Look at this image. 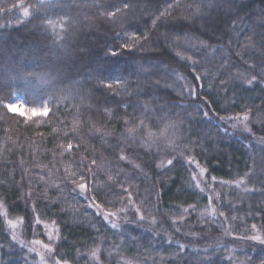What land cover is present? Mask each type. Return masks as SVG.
I'll return each mask as SVG.
<instances>
[{
    "label": "trees",
    "instance_id": "obj_1",
    "mask_svg": "<svg viewBox=\"0 0 264 264\" xmlns=\"http://www.w3.org/2000/svg\"><path fill=\"white\" fill-rule=\"evenodd\" d=\"M207 2L134 0L135 14L111 24L101 16L94 0H58L48 15L55 19L68 12L77 20L75 30L64 41L51 30L40 28L35 17L23 20L19 8L0 14V23L5 25L0 28V98L7 103L18 94L29 107L49 108L48 116L6 113L0 108V182H6L0 183V194L5 199V208L0 210L3 264H42L37 253H29L27 247L12 241L3 215L6 211L8 219L30 220L34 216L33 203L35 214L41 219L49 224L52 220L57 222L60 239L50 242L44 227L35 223L31 228L25 223L18 232L29 247L35 240L53 243L56 252H45L46 264H53L52 257L57 253L69 264H262L264 244L240 237H264V194L245 193L243 185L237 188L221 182L235 181L254 171L247 177L249 186L264 189V144L240 128L232 129L234 121L221 118L235 116L248 106L252 109L253 132L257 137L264 136L262 125L256 122L258 116L264 120V84L248 86L234 81L225 93L219 79L227 80L228 75L220 74L237 73L249 64H256L259 69L264 60V23L259 19L264 2L237 0L235 14L209 10L204 7ZM4 3L10 7L18 0H0V4ZM169 4L173 5L171 16L153 28L154 14ZM190 5H200L202 13L197 14ZM16 17L23 22L16 24ZM218 17L222 22L214 33L201 28L209 20L217 22ZM172 25L184 28L176 31ZM126 32L147 33L149 40L142 41L144 47L136 44L122 48L128 40L123 35ZM248 37L254 41L252 46ZM200 40L219 51L211 53ZM108 49L117 55H109ZM178 52L198 61V71L209 69L210 74L200 82L203 86L197 99V103L205 99L209 102L205 105L206 110H212L208 117L195 107H188L191 100L180 96L183 82L169 75L168 69L175 68L191 79L192 61L182 59ZM141 65L151 75L142 73ZM29 72L47 76L51 85L31 80ZM91 72L102 79L97 81L89 75ZM6 76L16 77L12 89L3 85ZM121 77L128 80L129 91L137 89L139 81L143 92L168 97L185 107L162 108L166 103L162 99L147 110L133 108L131 105L137 100L150 97L129 96L121 89L109 90L105 86L115 85ZM156 80L160 86L152 88ZM88 93L90 98L82 102L81 97ZM52 95L66 99H54ZM122 103L129 107L122 108ZM105 108L112 110L111 116ZM96 128L102 131L97 132ZM225 128L227 134L222 131ZM207 133L211 135L204 138ZM188 136L200 140L191 155L207 168L204 176L198 177L205 188L203 192L194 187L191 176L199 170L172 153L173 149L179 152L183 148ZM69 142L74 145L70 152L59 147ZM121 155L127 158L121 160ZM173 156L174 167L165 163L163 168H156L161 160ZM92 160L96 163L91 164ZM137 164L140 168L135 167ZM72 171L87 174L84 194L73 191L68 179ZM129 188L131 202L124 191ZM29 192L31 196L26 195ZM210 195L217 214L201 219L199 214L208 206ZM189 205L195 207L189 209L186 219L174 222L173 218H178ZM121 208L127 211L111 217V222L119 225L112 228L100 212ZM180 244L185 245L183 251ZM94 248H99L98 260L90 254Z\"/></svg>",
    "mask_w": 264,
    "mask_h": 264
},
{
    "label": "snow or ice",
    "instance_id": "obj_2",
    "mask_svg": "<svg viewBox=\"0 0 264 264\" xmlns=\"http://www.w3.org/2000/svg\"><path fill=\"white\" fill-rule=\"evenodd\" d=\"M264 2V0H262ZM58 4V0H32L30 3H26L25 0H18V3H12L11 6L9 7L8 4H0V14H6L11 11L12 8H19L22 12V17L23 20H27L31 17H35L40 21L39 27L42 28L44 31H49L56 35L59 40L64 41L66 38L70 36V34L75 30V27L77 26V20L71 16L68 12H64L62 16H58L57 18H52L51 16L48 15V13L51 11L53 7H55ZM94 6L98 8L100 11L101 16L111 24H116L120 22L121 20H124L127 18L128 15H134L135 14V8L136 5L134 3V0H119L117 3H106L105 0H94ZM189 7H194L195 11L197 14L202 13V9L200 5H190ZM205 8L211 10V9H219L222 10L223 13L227 14H235L236 10L238 8V3L237 0H208L207 4L204 5ZM173 8V5L169 4L167 7L163 8V10L158 9V14H154V18L152 19V27L155 28L158 26V21L160 23H163V21L171 16V9ZM240 17L236 15V20H239ZM259 19L262 23H264V8H262L259 12ZM23 20L20 17L15 18V23L20 24L23 22ZM222 22L220 21V18L218 17L217 22H213L209 20L207 24H202L201 28L205 31H212L213 33L217 30L218 28V23ZM5 25L0 23V28H3ZM184 26H177V25H172V29L176 31H182ZM59 30V31H57ZM123 35L128 37V40L125 41L121 47L122 48H132L136 44H140L141 47H144L143 42H146L149 40V34L143 33V34H137L136 32L132 33H123ZM167 36V33L165 34ZM178 40L179 37H176ZM248 42L249 46H252L254 44V41L252 37H248ZM199 43L208 49L211 53H216L219 50L214 48L211 44H209L205 40H200ZM261 45L264 46V34H261ZM60 47H63V44L60 45ZM108 54L115 56L117 55V52H115L113 49H108ZM238 56H240V53H236ZM177 55L181 56L182 59H187L192 61V66L190 68V73L189 75L191 76V79L189 80V76H186L182 73H180L177 69L175 68H169L168 72L171 77H174L176 81H182L183 83L180 84V96L184 98H188L191 100V104L188 105V107H195L196 111L198 113H202L204 117L209 116V111H212L211 109H205V105L208 104L209 102L205 99L197 103V99L199 97V92L198 90L203 86L200 82L203 79H206L207 76L210 74L209 69L207 68H202L201 71L197 70V65L198 61L193 60L191 56L185 57L183 53H177ZM243 59V57H241ZM247 64L248 62L245 61ZM223 66V63H222ZM142 73H145L146 75H151L150 70L144 66H140L139 69ZM218 71V70H217ZM94 79L97 81H100L102 78L101 76L97 75L95 72L89 73ZM221 77L223 75H228L229 78L219 79V84L220 86L225 90V93L229 90V88L232 86V83L234 81H240L241 84H245L248 86H252L256 83L264 84V60H261L260 62V67L257 70V65L256 64H249L248 68L239 70L237 73L234 74H228V73H221ZM28 77L31 80L37 81L40 85H46L50 86L51 81L47 76H41L37 75L34 73L29 72ZM16 77H11L8 78L6 76L5 81H3L4 87L8 89H12L14 84L13 82L15 81ZM129 82L126 78H118L115 85L113 84H106L105 86L109 89L112 90L113 87L117 89H121L124 94L126 95H135L136 97L141 96L142 94L144 96L150 97V99L145 100V101H140L137 100L135 103H133L131 106L133 108H139L141 110H147L151 107L152 104L158 102L159 100H165L166 103L163 104L161 107L162 108H175L177 106L179 107H185L184 105H176L173 100H171L168 97L165 96H157L153 92H143L142 87L140 86V82L138 81V87L137 89L129 91ZM160 86V81L156 80L152 84V88H158ZM166 87H171V85H165ZM81 87H84L81 85ZM27 89V88H26ZM91 96L90 93L87 94V97L82 96L81 101L83 102L85 99H89ZM54 99H66L65 96H56L52 95L50 96ZM231 99V98H230ZM21 105H16L15 103L7 102L5 103V100L3 98H0V108H3L5 112H15V108L21 107ZM121 107L124 109H127L129 107L128 103H122ZM29 112L35 111L37 115L39 116H48L49 114V108L47 106H41V107H29L27 108ZM104 111L107 113V115L111 116L112 115V110L109 108H105ZM251 113L252 109L248 106H245V110H243L241 113L235 115V116H230L226 118H221L223 120H230L234 121L231 123V128L232 129H237L240 128L242 131L251 134L256 138V141L260 144H264V136H256L255 133L253 132V129L251 127ZM22 115V114H21ZM179 115V114H178ZM191 115V114H189ZM2 118V117H0ZM127 122V121H126ZM257 123H260L262 125L260 131L264 132V120L260 119L259 116L257 117L256 120ZM95 131L100 132L102 131L100 128H96ZM222 131L227 134L228 129H222ZM104 135H109L110 133L104 132ZM196 135H200V133H196ZM211 133H207L204 138L207 136H210ZM187 142L184 144L183 148L177 152L175 149H173L172 153L178 154L180 157L184 158V161L187 165H195V168L198 169V172H194L191 174L192 180L194 181V187L200 189L201 192L205 191V188L201 187V180L198 179V177H203L204 174L207 172V168L203 167L200 162L195 158V156L191 155V153L194 150V146L200 144V140H192L191 136H188L186 138ZM62 150H70L73 149L74 145L69 142L67 145H60L59 146ZM76 147H79L78 145ZM124 155L120 156V159H126ZM174 159L173 158L167 159L166 161L161 160L159 164L156 165V168H163L166 165L174 167ZM96 161L92 160L91 164H95ZM87 167V165H85ZM136 168H140V165L137 164L135 165ZM171 170V169H170ZM89 172H91V169H88ZM94 175V173H92ZM86 173L85 172H80L79 175L77 172L72 171L68 174V179L72 183L73 191H78L79 194H84L87 190V185L85 183L86 181ZM147 175V173H145ZM254 175V171L250 173H246L244 178L235 180V181H227V182H221L222 184H228L232 185L234 184L235 187L240 188L242 185L243 191L245 193H253L256 191H260L261 194H264V189H256L253 186H249V181L247 179L248 176ZM41 180L44 179L43 176L40 177ZM109 179H112L111 176H109ZM212 181L216 180V177H211ZM0 183H6V182H0ZM57 188H59V185H55ZM125 192L128 193V201L131 202V191L129 189H124ZM26 195L31 196L32 193H26ZM215 197L219 199V193H215ZM212 195L208 197V206L205 207L203 211L200 212V218L201 219H207L208 217H215L217 214V209L212 206ZM95 198L93 197V200ZM93 207H96L97 209H101L100 205H92ZM195 206L189 205L188 208H184L183 212L180 214V216L174 217V222L178 219L180 221H183L186 219L187 214L189 212V209L194 208ZM5 208V199L3 197V194H0V210ZM32 211L34 213V216L30 220H25L24 217H18L15 220L13 219H8V213L5 211L3 213L6 223L9 226V229L12 232L11 239L12 241H16L23 247H27L29 253L37 252V249L35 247H29L26 242L20 238V233L17 231V229L21 228L25 223H27L28 227L31 228L32 224L35 223L36 225H42L44 229L47 232L48 240L50 242H55L60 239L59 235V228L57 226V222L55 220L50 221V224L43 219H41V216L36 213V208L35 204L33 203L31 205ZM126 208H121L118 209L115 212H104L101 210L100 214L103 216V219L105 221H109L111 223L112 228H117L119 227L118 223L111 222V217H116L118 216V213L121 212H126ZM137 213H140V219H144L143 213L140 212V208L137 206L136 207ZM220 215H223V213H220ZM124 219L127 221V216L124 217ZM156 220L155 217L152 218V224H155ZM51 226V230L50 229ZM255 229V225L252 226ZM177 231L179 229L177 228ZM55 233V235H53ZM240 239H250L254 241H258L261 244H264V238H262L260 235H251V236H243L240 237ZM32 244H39L42 245L43 249L47 250L49 253H55L56 250L53 247V243H48L44 244L43 241L40 240H35L31 242ZM171 243V240L169 241ZM5 247L4 245H0V248ZM185 248V245L180 244L179 249L183 251ZM99 252V248H94L91 250V256L94 259L98 260V255L97 253ZM41 258L42 264H46L45 262V256L44 253H38ZM231 259V257H230ZM52 262L53 264H69V262L65 259H62L61 256L57 253L52 257ZM0 264H3V261L0 260ZM126 264H131V261L126 262ZM238 264H245L244 261H239ZM262 264H264V261H262Z\"/></svg>",
    "mask_w": 264,
    "mask_h": 264
},
{
    "label": "rangeland",
    "instance_id": "obj_3",
    "mask_svg": "<svg viewBox=\"0 0 264 264\" xmlns=\"http://www.w3.org/2000/svg\"><path fill=\"white\" fill-rule=\"evenodd\" d=\"M11 103H15L16 105H21L22 104V106L21 107H17V108H15L14 110H15V112L14 113H19V114H22V115H27V116H34V115H37V113L33 110V111H31V112H29L28 110H27V108H29V106H27V104H26V102H25V100H24V98L21 96V95H15L14 96V98L10 101ZM17 231H19V229H17ZM20 232V231H19ZM262 237V236H261ZM262 238H264V237H262ZM255 242H258V241H255ZM259 243V242H258ZM37 245L38 244H33L31 247H37ZM39 247L38 248H36L37 249V252H34V253H44V255H45V252L47 251V250H45V249H43V247H42V245H38ZM38 256H39V258H40V255L38 254ZM41 259V258H40Z\"/></svg>",
    "mask_w": 264,
    "mask_h": 264
}]
</instances>
